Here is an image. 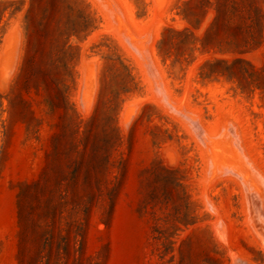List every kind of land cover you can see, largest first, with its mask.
<instances>
[{
    "label": "rangeland",
    "instance_id": "1",
    "mask_svg": "<svg viewBox=\"0 0 264 264\" xmlns=\"http://www.w3.org/2000/svg\"><path fill=\"white\" fill-rule=\"evenodd\" d=\"M0 264H264V0H0Z\"/></svg>",
    "mask_w": 264,
    "mask_h": 264
},
{
    "label": "bare ground",
    "instance_id": "2",
    "mask_svg": "<svg viewBox=\"0 0 264 264\" xmlns=\"http://www.w3.org/2000/svg\"><path fill=\"white\" fill-rule=\"evenodd\" d=\"M258 238V237H257ZM260 242H262V241H260Z\"/></svg>",
    "mask_w": 264,
    "mask_h": 264
}]
</instances>
